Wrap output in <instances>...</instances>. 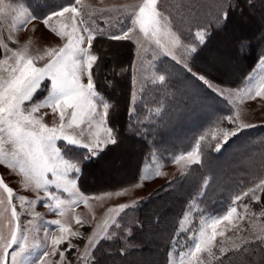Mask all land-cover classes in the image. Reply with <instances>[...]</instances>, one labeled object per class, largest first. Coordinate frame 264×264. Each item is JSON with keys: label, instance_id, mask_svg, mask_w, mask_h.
Wrapping results in <instances>:
<instances>
[{"label": "rangeland", "instance_id": "1", "mask_svg": "<svg viewBox=\"0 0 264 264\" xmlns=\"http://www.w3.org/2000/svg\"><path fill=\"white\" fill-rule=\"evenodd\" d=\"M38 2L41 3L43 10L39 7L36 8L33 0H3L5 8L8 9L9 5H11V8L6 12L4 18L0 19V42L8 43L9 47L13 50H18L21 46H26L29 53L33 55H44L45 51L48 49H58L63 46L66 40L56 36L49 29L45 28L39 20L28 23L26 27L13 28V21L20 10L43 18L53 11H60L65 6L75 4L76 0H44L43 3L39 0ZM140 2L141 0H80V3L76 6L82 10V16L88 21L90 26L105 30L109 28L110 31L113 30V28H111L109 24L112 26V24L115 23V18L122 17L127 20L131 15V6L138 5ZM221 5L225 8L226 0H163L161 10L172 22V31L180 38L182 46L177 45L172 47V51L176 56V59L173 60L171 56L166 57L158 50L153 51V49H155L154 45H149L148 47L150 50L144 52L134 43V56L131 69L133 101L138 94L145 96L144 93H146L149 100L159 101L161 99L159 98V94L164 95V91H166L164 86L168 83L167 80L173 79V74L167 66L165 59H170L175 62L180 61L178 64L189 71L190 68L188 67L187 60L193 53L190 49L193 47L196 48L198 44H201L200 36L197 34H202L203 39H205L206 30L204 27H206L208 22L217 19V15H221L223 12L221 11ZM125 9H128V11L125 12ZM113 12L116 17L113 16ZM236 14L238 15L239 13ZM262 15L264 16V12ZM255 18L256 21L260 22L259 17ZM54 19L55 26L59 27L63 24L67 25V30L71 29L72 19L70 13H65L64 17ZM101 19L106 20L101 21ZM126 26L127 25H125V27ZM116 27L119 28L120 25L116 24ZM9 36L12 37L11 41L7 39ZM84 47H87V45L85 44ZM2 51L3 49H0V52ZM239 55L238 48L232 51L227 43L224 45H218L217 43L215 47L211 44L201 52L198 57L203 59L200 66L205 71L218 74V76L222 78L220 73L226 76L230 69L236 68V57ZM47 59L48 57L44 56V59L37 60V66H43ZM214 69L219 72H214ZM191 71H189L191 75L188 77L182 75L177 79V92L181 95L183 94L185 100L194 97L193 95L204 86L212 91L213 88L219 87L224 91V94L220 95L219 92H214L220 96V99H223L224 105H221L223 110L226 108L225 104L229 107L226 117L239 114L238 122L241 125H253L264 122V97H256V89L254 87L261 76H264V60H261L256 65L248 76L246 83L239 87L225 86L204 76L211 83L212 87L210 88L198 78L201 75ZM160 75L166 77V83H161L158 80ZM154 79L156 82L152 83ZM83 82L87 83V77L83 78ZM250 88L252 89L251 93H249ZM133 93H135V95H133ZM206 102L208 101H204L201 107H198L196 104L191 105L193 113L190 112L191 108L188 110L189 112L184 108L183 112L181 111L183 107H179L180 111L178 110L177 113L180 114L182 112L188 117L185 122L186 127L191 124L195 125L200 118L202 120L209 116L208 113L211 108L207 109L209 107L205 105ZM211 105L213 104L211 103ZM211 105L209 104V106ZM36 116L42 117V122L50 127L59 123V115L53 114L48 108L40 109V111L36 113ZM225 121V125L216 126V128L213 127L210 135H208L212 143L216 141L217 144H222L223 146L224 132L226 130L230 131L235 127V125L229 123L227 119H225ZM107 126L109 127L108 124ZM247 128L250 127H244L243 129ZM204 136L206 137V134ZM235 136L229 138L232 139L231 143L223 148L220 153L216 154L215 160L212 163L215 176L212 175L213 183L212 185L210 184L209 196H213L214 194H216V196H223L224 193L228 196L227 191H230V195L233 194L235 189L237 190V188H240L239 186L244 183L236 185V178L233 179L234 175L241 174L247 177L249 173L250 176H252L251 179H259L256 171L260 166L259 160L247 157V152L249 148H251L250 146H254L258 141L255 140V138L247 140L244 138L245 136L234 138ZM202 137L203 136L200 134V139H202ZM85 139H87V137H85ZM262 141L264 142V140L259 138L258 143L262 145ZM57 144L60 145L61 142L57 141ZM105 147L104 144H101L100 151ZM203 149H205V147H203ZM203 149L195 145L178 153V155L172 157L171 160L165 164L150 157L148 160L144 161L139 179L135 183L121 188L102 190L96 193H84L77 183L79 194L88 198L86 203L81 201L77 204H72V201L79 198L77 195L73 194L76 192V189L73 190V193H68L64 192L62 189L56 188L54 184L48 185L47 190L49 193H55L57 197L65 201V204L62 205L60 209L55 207V200L48 199L45 196L43 189L38 191L33 185L25 186L23 177L18 169H9L5 164H0V177H3L5 184L13 189L14 197L23 196L27 201V203L22 205L18 199H13L12 204L9 205L7 194L4 192L3 187L0 186V236L7 237L9 235L10 226L18 223L21 229L27 230L29 244L39 243L41 245H47V250L51 253L50 237L52 235L59 236L61 233L59 227L50 222L59 220L61 224L69 230L68 233H65V235L68 236V240L65 241L67 244L64 242L65 246L64 248L60 247V250L69 249V242H71V244L74 245V249L69 252L65 251L67 260H70L71 264H88V261L78 258L82 257L86 251L92 252L93 248H88L86 246L90 244L95 245L100 238L106 236L109 226L114 224L112 218H114L116 222L118 216L117 211L120 206L134 205L138 200L148 195L154 188L158 187L163 182L184 173L190 164L195 163V159L199 158V161L203 159ZM215 150H217V146ZM204 153L206 154L207 151ZM250 154L251 153H249V155ZM133 156L132 143L122 144V146L120 145L119 147L113 148L103 156L96 166L97 170L94 172V180H96V182L101 181L109 183L123 178L124 169L133 166ZM89 169L90 166L86 168V177L89 176ZM246 172L247 174H245ZM72 175V173H69L70 178ZM145 175H148L149 178L141 179V177ZM231 175L232 177H230ZM49 178H51L50 174ZM245 182H247V180H245ZM236 197H232L229 200L228 197L227 199H217V201L221 203L217 205V211L211 216L201 215L199 213L195 220L196 227L191 230V236L198 234L202 226L206 227L208 235H211L212 229L211 227H207L204 221L207 220L208 217L215 218L226 215L230 206H233V201ZM244 204L248 203L243 202V200L237 202L234 205L237 208V212L233 213L228 220H221L216 226L217 233L223 232L224 235L221 236L218 234L216 236L213 242L217 245L213 248L214 253L220 252L221 247L226 251L237 248L247 241L258 240L257 237H264V216L260 215L262 211L252 210L251 206L248 204L250 211L246 212L243 207ZM69 205H71V207H69ZM255 206L258 207L259 205L257 204ZM12 207L16 209L20 216L18 222L10 221ZM61 211L64 213L63 215L60 214ZM77 220L81 221V223H77ZM208 223L210 224V221H208ZM190 224L191 220L189 214V216L186 215V217L182 219L180 228H189ZM105 227L106 231L102 230L105 229ZM71 232L81 233V241L74 243L73 239L77 237L70 236L69 233ZM46 235H49L47 241L44 239ZM193 243L194 241L185 238L184 242H182V240L180 241L179 247L182 246L183 250L187 251L189 245ZM141 247H143V245H141ZM43 250V248H36L35 254L31 255L28 264H33V261L37 260ZM32 252L33 249L29 248V253ZM180 252L181 251H171L172 255L171 257L169 255V260L171 259L175 264H178ZM142 255L144 257L146 254ZM202 258L205 263L211 259L207 253H203ZM46 259L49 264H61L58 253L54 256L50 255ZM108 264L121 263L112 259L108 261Z\"/></svg>", "mask_w": 264, "mask_h": 264}, {"label": "trees", "instance_id": "2", "mask_svg": "<svg viewBox=\"0 0 264 264\" xmlns=\"http://www.w3.org/2000/svg\"><path fill=\"white\" fill-rule=\"evenodd\" d=\"M33 1L36 8L39 7L43 10L39 0ZM41 2L43 3L44 0ZM229 3L233 7L228 8ZM225 10L227 11L226 20L222 18V12L220 20L210 21L204 27L206 30L204 43L198 44L196 52L191 54L187 64L196 74L208 77L225 86L239 87L246 83L256 65L264 60V16L262 15L264 0H226ZM113 16L116 17L114 12ZM255 17H259L260 22L256 21ZM105 20L101 19V21ZM109 26L113 28L110 24ZM118 29L115 27L110 31ZM217 43L218 45L227 43L232 51L238 48L240 53L236 57V68L230 69L226 76L220 73L222 78L218 74L205 71L200 66L203 59L198 57L211 44L215 47ZM92 50L99 58L98 66L94 68L96 89L106 101L114 105L110 112L108 125L114 130L118 142L115 145L108 144L99 152L98 156L90 161L83 160L87 153L84 148L73 147L68 152L69 157L78 158L82 162V178L77 183L84 193H96L135 183L140 177L144 161L150 157L165 164L172 157L190 147L195 145L200 149L205 147L203 159L199 163L190 164L184 173L154 188L148 195L138 200L134 207L125 208L124 212L117 216L116 222L109 226L106 236L100 238L92 250L99 264H108V261L112 259L121 264H169V253L171 251L179 252L183 249L182 246H178L173 251L172 238L180 229V223L186 217L185 213L188 216L190 214L191 224L189 228H183L184 231L180 235L182 242L191 236V230L196 227L195 220L199 213L208 216L215 214L218 209L217 205L221 203L217 199H227L228 197L229 200L232 197L243 196L244 192L255 188L257 184L264 181V142L262 141V145L258 143L259 138L264 140V124L243 129L234 137L245 136L244 138L247 140L255 138L258 141L254 146H250L247 157L259 160L260 166L256 170L259 179H251L252 176L247 172L245 173L248 175L247 177L241 174L234 175L233 179L236 178V185L244 183L239 186L240 188L235 189L233 194L230 195V191H227L228 196L225 195L226 193L223 196H216V194L209 196L210 184L213 183L212 175L215 176L212 163L216 154L227 147L232 139H228L217 151L215 150L216 141L212 143L208 135L213 127L226 124L228 105L225 104L226 108L224 107L225 110H223L221 106L224 105L223 99H220L219 95L204 85L193 95L194 97L185 100L183 94L177 92V79L182 75L188 77L191 73L170 59L165 60L173 74V79L167 80L168 83L164 86L166 88L164 95L159 94L161 99L159 101L149 100L144 93L145 96L138 94L133 101L131 69L134 43L97 37ZM214 72L219 71L214 69ZM43 95L45 92L42 91L37 98ZM204 101H208L205 104L209 107L207 109L211 108L209 116L202 120L200 118L197 124L186 127L185 122L188 117L182 112L177 113L179 107L182 106L181 111L184 112V108L188 111L194 104L201 107ZM130 109L134 110L131 117L129 116ZM190 112L193 113L192 108ZM200 134L204 138L200 139ZM126 143L133 144V166L124 169V177L117 181L96 182L94 172L103 156L113 148ZM204 150L207 151L206 154ZM249 153L251 154L249 155ZM88 166H90V171L89 176L86 177ZM257 195H260L259 190ZM242 200L248 203L252 210L264 211V197L259 203L251 197H244ZM257 204L258 207L255 206ZM81 239L82 235L73 241L76 243ZM65 244L67 243L65 242ZM65 244L63 243L60 247L64 248ZM72 249L74 248L66 249V251L69 252ZM142 254L146 255L143 257ZM214 254L205 264H264V244H261L259 240L247 241L237 248L224 251L223 254L220 252Z\"/></svg>", "mask_w": 264, "mask_h": 264}, {"label": "snow or ice", "instance_id": "3", "mask_svg": "<svg viewBox=\"0 0 264 264\" xmlns=\"http://www.w3.org/2000/svg\"><path fill=\"white\" fill-rule=\"evenodd\" d=\"M79 3L80 0H76L75 4L65 6L60 11H53L43 18L24 10H20L15 16L13 28L26 27L28 23L39 20L45 28L65 39L66 42L58 49H48L44 55H33L29 53L26 46L13 50L8 43L0 42V49H3L0 52V164H5L9 169H18L25 186L33 185L38 191L43 189L48 199L55 200L57 209H60L65 201L57 197L55 193H49L48 185L54 184L56 188L68 193H73L76 189L73 194L79 198L72 201V204L81 201L86 203L88 199L79 194L77 188V181L82 178V162L78 158L69 157L68 152L73 147L84 148L87 153L83 160L90 161L98 156L101 144L107 146L118 142L114 130L107 126L114 105L100 96L94 81V68L98 66L99 58L92 49L97 37H106L112 41L132 42L144 52L150 50L149 45H154L153 51L158 50L166 57L171 56L173 60L176 56L172 47L182 46L180 38L172 31V22L161 10L163 0H141L138 5L131 6V15L127 20L122 17L115 18L112 27L115 28L116 24L120 25L116 31L90 26L83 18L82 10L76 6ZM227 7L231 8L233 5L229 3ZM10 8L11 5L6 9L3 0H0V19L4 18ZM124 11L127 12L128 9ZM221 11H223L222 18L226 20L227 11L223 5H221ZM65 13L71 14L70 30H67V25L55 26L54 18L64 17ZM220 19L221 17L217 15V20ZM197 35L200 36V43H204L202 34ZM7 39L11 41L12 37L9 36ZM85 44L87 47H84ZM190 51L196 52V48L193 47ZM44 56L48 57L47 61L43 66H37L36 61L44 59ZM84 77H87V83L83 82ZM198 78L210 88L212 87L204 76ZM158 80L166 83L164 75H160ZM155 82L154 79L152 83ZM254 87L255 96L264 97V76H261ZM42 91L45 95L37 98ZM213 91L219 92L220 95L224 94L219 87L213 88ZM251 91L250 88L249 93ZM42 108H48L53 114H58L59 123L51 127L43 123L42 117L36 116ZM133 114L134 110L130 109L129 116ZM226 119L235 127L224 132V143L231 136L241 132L244 127L253 126L239 124V114L226 117ZM57 141L61 144L58 145ZM221 146L222 144H217V151ZM194 162L199 163V158ZM69 173L73 174L71 178ZM148 178V175L141 177V179ZM0 186L7 194L9 205L12 204L13 199H18L22 205L27 203L23 196L14 197L13 189L5 184L3 177H0ZM258 190L260 195H257ZM244 197H251L259 203L264 197V181L244 192L243 196H237L226 215L208 217L204 221L207 227H211V235H208L206 227L202 226L198 234L188 236L187 239L194 243L189 245L187 251L181 249L178 264H205L202 258L203 253H207L209 257L215 255L213 248L217 245L213 242L218 234L224 235L223 232L217 233L216 226L221 220H228L233 213L237 212L234 205ZM127 207L130 206L121 205L117 215L124 212ZM243 207L246 212L250 211L248 204H244ZM60 214L64 213L61 211ZM260 215L264 216V211ZM19 219L18 212L12 207L10 221L18 222ZM112 219L115 223V219ZM50 223L58 226L61 233L59 236L50 237L51 253L47 250V245L29 244L27 230L21 229L17 223L10 226L7 237L0 236V264H28L36 248L44 250L37 260L33 261V264H49L46 258L57 253L61 264H71L65 256L66 250H60V245L68 240V236L65 235L69 232L68 228L63 226L59 220H53ZM77 223L81 221L77 220ZM102 230L106 231V227ZM183 231L184 229L180 228L173 236V250L180 245V235ZM69 235L79 237L81 233L71 232ZM44 239L47 241L49 235H46ZM257 239L264 244V237H257ZM72 247L74 245L69 242V249ZM86 247L94 248L95 245L90 244ZM29 248L33 249L32 253H29ZM224 251L221 247L220 253L223 254ZM169 255L171 257L172 253L170 252ZM78 259H84L88 261V264H99L94 254L88 251ZM169 264H175V262L170 259Z\"/></svg>", "mask_w": 264, "mask_h": 264}, {"label": "crops", "instance_id": "4", "mask_svg": "<svg viewBox=\"0 0 264 264\" xmlns=\"http://www.w3.org/2000/svg\"><path fill=\"white\" fill-rule=\"evenodd\" d=\"M259 124H264V122H259V123H257V124H253L252 127H254V126H256V125H259ZM99 152H100V151H99Z\"/></svg>", "mask_w": 264, "mask_h": 264}, {"label": "bare ground", "instance_id": "5", "mask_svg": "<svg viewBox=\"0 0 264 264\" xmlns=\"http://www.w3.org/2000/svg\"><path fill=\"white\" fill-rule=\"evenodd\" d=\"M116 183V182H115ZM115 183H110V184H115Z\"/></svg>", "mask_w": 264, "mask_h": 264}]
</instances>
